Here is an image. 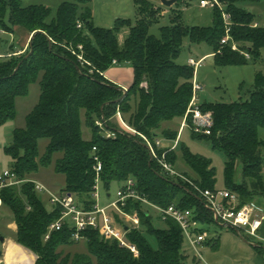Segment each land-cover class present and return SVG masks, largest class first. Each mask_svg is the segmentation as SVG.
I'll return each instance as SVG.
<instances>
[{"label":"trees","instance_id":"1","mask_svg":"<svg viewBox=\"0 0 264 264\" xmlns=\"http://www.w3.org/2000/svg\"><path fill=\"white\" fill-rule=\"evenodd\" d=\"M61 1L56 17L49 21L52 11L47 6L23 7L21 0H0V122L16 118L17 98L27 96L30 85L42 75L40 101L27 117L26 127L13 132L6 149L14 161L12 172L21 180L34 179L33 175L52 165L59 155L55 171L65 176L63 192L74 195L82 208L90 210L96 182L94 158L98 156L101 183L107 190L113 183L121 188L133 180L137 192L152 203L164 208L176 205L194 211L203 224H215L201 195L182 180L169 178L152 159L143 137L153 144L159 138L175 141L178 137L177 131L164 129L163 124L183 119L192 99L194 68L176 62L186 39L208 44L220 67L262 58L264 26L239 6L247 0H219L223 9H213V25L207 28L184 26L182 0H178L170 8L171 24L160 28L159 38L150 30L162 17V9L153 0H134L139 19L123 45L120 35L130 20L119 19L111 29L99 28L89 7L93 0ZM224 13L231 16L230 34L239 51L232 50V42L221 44L226 35ZM16 28L27 31L30 42L26 49L11 45L8 51L9 42L2 35L13 36ZM79 46L90 65L82 66L72 53V49L80 53ZM122 65L129 66L133 75L127 93L105 77ZM143 83L148 89L141 87ZM200 107L213 114L214 127L210 136H194L208 140L225 155L227 190L238 195L240 206L255 202L258 195H264V140L259 138V130L264 129V73L258 72L252 89L240 101ZM118 114L132 131L122 127ZM83 126L91 131L90 140L83 137ZM41 140L49 141L42 157ZM180 145L181 140L166 155L174 168ZM157 152L162 155L164 150ZM181 153L194 175L184 172V176L202 190L215 191L212 163L184 147ZM238 165L242 166L240 184L236 183ZM0 197L14 216L15 242L36 256L34 264H188L180 226L168 220L163 221L165 228H155L150 210L139 202L129 201L125 208L140 215V228H130L125 234L138 256L92 228L83 235L88 252L73 255L62 248L81 242L73 241L68 224L45 240L48 226L61 218V209L47 210L33 184L3 189ZM116 220L124 224L119 215ZM145 232L156 238L158 249L151 246ZM256 249L264 254V248Z\"/></svg>","mask_w":264,"mask_h":264},{"label":"rangeland","instance_id":"2","mask_svg":"<svg viewBox=\"0 0 264 264\" xmlns=\"http://www.w3.org/2000/svg\"><path fill=\"white\" fill-rule=\"evenodd\" d=\"M156 7L162 9V17L159 22L151 27V34L160 37V28L169 26L171 24V10L164 6L160 0H153ZM62 3L61 0H21L23 7L33 5H43L51 9L52 14L49 21L56 17L57 10ZM241 8L252 13L258 23L264 26V0L257 1H243L239 4ZM93 11V22L96 27L111 29L119 19L130 20V24L122 30L120 43L123 45L127 38L129 31L137 24L139 19L137 7L134 0H93L89 4ZM182 24L186 27H210L214 21V10L210 7L202 8L200 0H182L181 5ZM2 39L9 42V46L13 45L15 49L22 46V36L15 34L13 36L2 35ZM72 49V48H71ZM73 50V49H72ZM212 53L211 47L206 43L194 44L188 39L185 40L181 55L177 59V64L188 65L190 59L196 62L201 60L204 56ZM130 67L122 65L118 68H113L112 73L121 72L123 78H130ZM128 71V72H126ZM258 72L264 73V51L263 56L258 61L250 60L244 65L240 66H225L220 67L215 64L213 56H207L203 59L201 66L197 69V79L203 85V90L198 94V104L200 106L225 103L232 104L240 101L250 91L255 84ZM42 75L32 83L29 87L28 95L17 98L16 110L17 116L13 120L5 123L0 122V175L5 171H12L14 168V161L6 152V149L11 145L12 135L16 129H23L27 125V117L38 105L41 97V82ZM142 87V86H141ZM128 88V87H127ZM143 88V87H142ZM133 109L135 102L132 103ZM183 119H175L172 122L163 124V128L171 131H178L183 124ZM83 137L90 140L92 133L85 126H83ZM259 138L264 140V129L259 130ZM181 145L178 150V162L176 170L184 175L186 172L193 178L192 171L184 164L182 159L181 149L187 148L192 154L206 158L212 163L216 172L215 191L227 190L225 167V155L215 150L212 144L206 139H199L194 136V132L189 126H185L180 134ZM48 140H41L39 142V149L41 157L46 151ZM57 155L52 165L47 168H41L40 171L33 175V178L44 186L48 187L54 193H62L65 188V176L57 174L55 171ZM242 166H237L236 183L240 184ZM264 179V167H263ZM120 186L113 183L110 189L107 190L101 183L99 185L98 193L100 195L99 205L106 207L112 201L117 199V192ZM110 195V197L108 196ZM41 200L45 204L47 210H52V206L48 202L45 195H40ZM256 202L264 205V195H258ZM153 217V225L157 229L165 228V223L159 218L158 213L150 210ZM14 223V216L12 211L3 207L0 214V235L5 237L4 245L0 240V251H6L9 242L14 243L16 240V227ZM203 229L208 233V241L200 248L202 260L196 259L194 252L189 248L188 244H184V250L188 256V264H264L263 255L253 247L256 245L250 242L251 245L242 241L238 233L231 228H226L217 223L212 225H202ZM142 230L145 231L144 228ZM237 233V234H236ZM148 242L154 249H158L156 238L148 235L145 232ZM239 236V237H238ZM12 240V241H10ZM16 244V243H15ZM19 245V244H17ZM264 247V244L262 245ZM24 248V247H23ZM26 249V248H25ZM65 254L87 253V245L84 242L72 246L63 247ZM29 251V250H28ZM30 252V251H29ZM30 257L35 261L34 255L30 252ZM0 257V264L3 261ZM6 261V259H5ZM96 264V262H94Z\"/></svg>","mask_w":264,"mask_h":264},{"label":"built area","instance_id":"3","mask_svg":"<svg viewBox=\"0 0 264 264\" xmlns=\"http://www.w3.org/2000/svg\"><path fill=\"white\" fill-rule=\"evenodd\" d=\"M200 6L202 8L210 7L211 9H223L219 0H200ZM223 19L226 23V35L222 39L221 44L226 45L232 42L231 38V16L228 13L223 14ZM82 28V24L78 23V29ZM79 52L72 51V53L78 58V61L82 66L90 65L82 54V46L78 47ZM232 50L239 51V46L232 42ZM249 59V55L245 54ZM202 60L196 62L194 59H190L188 65L194 68V77L192 81V99L188 106L187 112L183 118V124L180 129V133L175 141H169L165 139H156L153 144L147 138L145 140L152 159H155L162 171L173 180H182L197 191L203 200L205 201L208 209L212 212L213 218L217 224L224 227H233L239 230L242 235L250 242L257 245L264 244V213L255 204L249 203L240 206V199L237 194L229 191H211L200 189L193 181L186 176L179 173L166 159V155L174 151L180 141V134L184 127L189 126L195 134L210 136L214 127V118L211 112L202 111L198 104V94L203 90V85L197 79V69L201 66ZM116 65V62H114ZM93 73V70H90ZM142 87L148 89L147 83H143ZM128 91V88H123ZM127 93V92H125ZM122 127L132 131L121 119L118 114ZM102 126V125H101ZM108 137H110L108 135ZM158 150H164L162 155L158 154ZM96 151V148H94ZM96 182L93 188L92 200L94 202L92 209L85 210L82 208L77 198L69 193H54L48 187L35 179L21 180L12 171H5L0 175V191L9 187H21L24 184L31 183L34 185L35 191L39 195H45L48 198V202L52 207L61 209V218L48 226L45 240H49L53 232L60 231L64 228L65 224H68L73 230L72 239L79 243L86 241L83 236L87 229L98 230L102 237L106 240H117L121 247L130 249L136 256L138 252L136 247L128 243L125 239L126 227L138 229L141 225V219L138 211L128 213L125 208L129 201H135L141 203L149 210L158 213L159 218L162 221L173 220L181 228L186 244L194 252L196 259L202 260L200 248L207 243L208 233L203 229L198 219V215L194 211L183 210L176 205H171L167 208L160 207L151 201L145 195L137 192L135 189V182L133 180L127 181L123 187L119 188L117 192V199L112 201L106 207L99 205L100 195L98 193L99 185L101 184L102 162L98 156L94 158ZM110 197V196H109ZM4 207L3 199L0 197V214ZM116 215H119L124 224L118 223Z\"/></svg>","mask_w":264,"mask_h":264},{"label":"crops","instance_id":"4","mask_svg":"<svg viewBox=\"0 0 264 264\" xmlns=\"http://www.w3.org/2000/svg\"><path fill=\"white\" fill-rule=\"evenodd\" d=\"M15 32H16V34H18V35H20V36H22V46H21V48H19L18 50H21V49H26L27 48V46H28V44H29V42H30V34L27 32V31H25L24 29H21V28H16L15 29ZM121 37V36H120ZM210 56H214V55H212V54H209ZM209 55H207V56H209ZM207 56H204L202 59H204L205 57H207ZM201 59V60H202ZM126 72H128V71H126ZM123 74L119 71V72H117V73H112L111 71L110 72H108V73H106L105 74V77H106V79H108L109 81H111V82H113V83H115V84H117L118 86H120L121 88H127V87H129L130 85H131V83H132V79H133V75H132V70L130 69V78L129 79H127V78H123L124 76H122ZM180 129L181 128H179V130L177 131L178 133H180ZM253 203H255L262 211H263V213H264V205H262L261 203H259V202H253ZM16 227V226H15ZM17 228V227H16ZM226 228H228V227H226ZM237 234V233H236ZM238 235V234H237ZM239 237V236H238ZM6 240V239H5ZM10 241H12V240H10ZM243 241V240H242ZM14 243H16L15 241H13ZM17 244V243H16ZM3 259V261H1L2 262V264H8L6 261H5V257H3L2 258ZM1 259V260H2ZM36 256H35V261H36ZM263 259H264V254H263Z\"/></svg>","mask_w":264,"mask_h":264},{"label":"bare ground","instance_id":"5","mask_svg":"<svg viewBox=\"0 0 264 264\" xmlns=\"http://www.w3.org/2000/svg\"><path fill=\"white\" fill-rule=\"evenodd\" d=\"M5 259L8 264H34L30 252L20 245L9 242L5 251Z\"/></svg>","mask_w":264,"mask_h":264},{"label":"water","instance_id":"6","mask_svg":"<svg viewBox=\"0 0 264 264\" xmlns=\"http://www.w3.org/2000/svg\"><path fill=\"white\" fill-rule=\"evenodd\" d=\"M161 1V3L164 5V6H166V7H168V8H171V7H173L176 3H177V1L178 0H160ZM35 36V35H34ZM34 36H32V37H34ZM123 91H124V93L125 92H127L125 89H123V88H121ZM216 223H217V221H216ZM228 228H231V229H234L237 233H238V235L240 236V238L245 242V243H247V244H249V245H251L250 244V242L242 235V233L239 231V230H237V229H235V228H233V227H228ZM126 231H128L129 230V228L128 227H126V229H125ZM0 240L1 241H5V237H3V235H0ZM253 247H255V248H260V247H262L261 245H253ZM262 248H264V247H262ZM5 257V250H3V251H0V257Z\"/></svg>","mask_w":264,"mask_h":264},{"label":"flooded vegetation","instance_id":"7","mask_svg":"<svg viewBox=\"0 0 264 264\" xmlns=\"http://www.w3.org/2000/svg\"><path fill=\"white\" fill-rule=\"evenodd\" d=\"M2 242H3V245H4V241H2ZM4 250H5V249H4ZM2 251H3V250H2ZM3 257H4V256H3ZM3 257H2V258H3Z\"/></svg>","mask_w":264,"mask_h":264}]
</instances>
